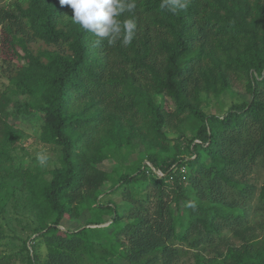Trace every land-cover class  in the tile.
Masks as SVG:
<instances>
[{
	"label": "trees",
	"instance_id": "16d2710c",
	"mask_svg": "<svg viewBox=\"0 0 264 264\" xmlns=\"http://www.w3.org/2000/svg\"><path fill=\"white\" fill-rule=\"evenodd\" d=\"M136 5L94 46L59 0H0V264H264V0Z\"/></svg>",
	"mask_w": 264,
	"mask_h": 264
},
{
	"label": "clouds",
	"instance_id": "9594fccd",
	"mask_svg": "<svg viewBox=\"0 0 264 264\" xmlns=\"http://www.w3.org/2000/svg\"><path fill=\"white\" fill-rule=\"evenodd\" d=\"M59 3L70 6L73 22L95 35L97 39L94 46H99L105 39L109 45L120 41L127 46L135 36V19L129 17L121 21L118 18L126 13H134L136 0H59ZM37 159L44 164L48 158L38 154Z\"/></svg>",
	"mask_w": 264,
	"mask_h": 264
},
{
	"label": "rangeland",
	"instance_id": "374dc122",
	"mask_svg": "<svg viewBox=\"0 0 264 264\" xmlns=\"http://www.w3.org/2000/svg\"><path fill=\"white\" fill-rule=\"evenodd\" d=\"M235 91H226L224 92L218 99L215 100V105L210 107V111L211 112H215V113H222L224 112L228 107H230L233 103V101L237 100V96H236V92ZM240 93L242 94V92L240 91ZM239 96V95H238ZM32 124V123H31ZM30 123H26V126H30ZM13 152L17 155H21L24 157H37L38 154H44L47 156V161L44 163V167L46 169H51L52 168V162L55 159L57 153L56 150L54 149V147H51L50 145H45L42 144L38 138H37V134L35 133V131H28V133L23 134L18 141L14 144V148H13ZM100 168L104 169V170H111V168L114 165V163L110 160H105L102 163H100L98 165ZM105 188V186L103 187ZM103 201H114L116 203H120L121 202V198L120 196H118L117 194H106L103 196ZM86 216L84 217L85 220ZM80 224H82V221H78V220H73L71 222H65L63 223L62 228H77ZM106 225V224H103ZM27 229H23L20 225H17V229L20 233L22 234H27L30 230L29 227H27ZM35 235H31V238H34ZM229 240L233 241L234 243H236V241L234 239H232L231 237H229ZM192 251H186V253L181 257V260L179 261V264H193V259H192ZM14 264H22L20 261H18V259H16V261L14 262Z\"/></svg>",
	"mask_w": 264,
	"mask_h": 264
},
{
	"label": "built area",
	"instance_id": "2783aa9c",
	"mask_svg": "<svg viewBox=\"0 0 264 264\" xmlns=\"http://www.w3.org/2000/svg\"><path fill=\"white\" fill-rule=\"evenodd\" d=\"M153 171H154L156 174L160 175V176L162 175V173H161L160 171H156V170H154V169H153Z\"/></svg>",
	"mask_w": 264,
	"mask_h": 264
},
{
	"label": "water",
	"instance_id": "95a60500",
	"mask_svg": "<svg viewBox=\"0 0 264 264\" xmlns=\"http://www.w3.org/2000/svg\"><path fill=\"white\" fill-rule=\"evenodd\" d=\"M102 226V225H101ZM93 227H95V226H93Z\"/></svg>",
	"mask_w": 264,
	"mask_h": 264
}]
</instances>
